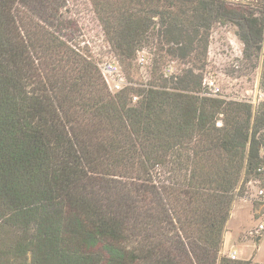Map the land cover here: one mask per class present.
Returning <instances> with one entry per match:
<instances>
[{
    "label": "trees",
    "instance_id": "16d2710c",
    "mask_svg": "<svg viewBox=\"0 0 264 264\" xmlns=\"http://www.w3.org/2000/svg\"><path fill=\"white\" fill-rule=\"evenodd\" d=\"M66 3L0 0V264H250L222 249L236 199L264 188V102L201 93L228 24L264 90V0H89L131 82L153 56L116 93Z\"/></svg>",
    "mask_w": 264,
    "mask_h": 264
},
{
    "label": "rangeland",
    "instance_id": "374dc122",
    "mask_svg": "<svg viewBox=\"0 0 264 264\" xmlns=\"http://www.w3.org/2000/svg\"><path fill=\"white\" fill-rule=\"evenodd\" d=\"M231 1L235 4L247 1L256 5L262 2V0ZM66 2V7L70 10L68 15L66 12V15L71 16L73 20V24L67 31L72 42L78 43L80 47H87L96 63H101L104 60H115L120 63L104 37L89 0H66ZM143 51L150 59L151 65L141 69L136 61L133 62L131 72L129 71L132 82L129 80L127 71L120 64L126 81L130 84L128 86L142 87L141 83L145 84L152 78L153 56L148 50ZM243 51L244 45L237 36L235 26L228 24L213 29L204 78L215 77L217 79L222 89V93L217 98L246 102L252 101L258 90L264 93L261 88L263 56L247 59ZM169 65H173L175 68V75H181L185 68V65L178 60L167 61L164 69ZM107 88L110 91L108 86ZM260 101V103L264 102V97ZM259 105L255 107H259ZM254 192L253 188L251 194ZM232 213L233 216L230 217L224 234V244L228 250L237 251L240 260L234 261L248 260L250 264H264V236L253 238L249 234L258 226V219L264 216V205L261 202L254 205L251 198L248 197L238 198L234 203Z\"/></svg>",
    "mask_w": 264,
    "mask_h": 264
},
{
    "label": "built area",
    "instance_id": "2783aa9c",
    "mask_svg": "<svg viewBox=\"0 0 264 264\" xmlns=\"http://www.w3.org/2000/svg\"><path fill=\"white\" fill-rule=\"evenodd\" d=\"M136 62L138 63V66L141 69H145L151 65L150 59L147 57V55L144 53V51H141L138 53V57ZM98 68L102 75L103 80L109 87L110 91L112 93H116L119 91H122L126 86L130 85L126 81V77L124 75L123 69L120 66V63L115 60H104L103 62H98ZM165 76H173L175 75V68L173 65H169L165 67L164 69ZM222 93V89L220 85L218 84V81L215 77L207 78L205 77L203 80V92L201 93L202 96L210 97V98H217ZM264 97V93L261 90H258L256 93L255 98L252 101H246L253 106H257L260 104V100ZM140 99L139 96L133 97V102L136 103ZM218 127L222 126V122L218 121L216 123ZM262 156L264 158V149L262 151ZM248 198H251V200L255 203L261 202L264 205V188L259 186H254L252 182L248 184ZM254 188L255 192L254 194L252 192V189ZM258 214H260L259 211H257ZM258 226L253 229L249 234L253 238H259L264 236V216L260 217ZM227 256L231 260H237V252H231Z\"/></svg>",
    "mask_w": 264,
    "mask_h": 264
},
{
    "label": "crops",
    "instance_id": "0c3cea01",
    "mask_svg": "<svg viewBox=\"0 0 264 264\" xmlns=\"http://www.w3.org/2000/svg\"><path fill=\"white\" fill-rule=\"evenodd\" d=\"M232 216H233V213H232V215H231V218H232ZM230 218V219H231ZM230 221V220H229ZM234 251H236V250H232V249H230V250H228V248L225 246V244L223 245V249H222V253H223V255L225 254V255H228L229 253H231V252H234ZM237 252V251H236ZM237 258L239 259V256H238V253H237ZM240 260V259H239ZM243 261H248V260H243Z\"/></svg>",
    "mask_w": 264,
    "mask_h": 264
}]
</instances>
